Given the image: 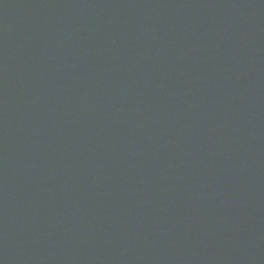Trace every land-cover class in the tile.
Segmentation results:
<instances>
[{
    "label": "water",
    "instance_id": "1",
    "mask_svg": "<svg viewBox=\"0 0 264 264\" xmlns=\"http://www.w3.org/2000/svg\"><path fill=\"white\" fill-rule=\"evenodd\" d=\"M0 264H264V0H0Z\"/></svg>",
    "mask_w": 264,
    "mask_h": 264
}]
</instances>
